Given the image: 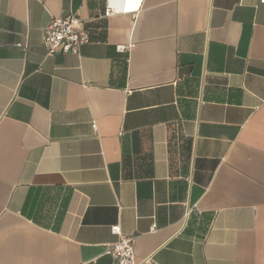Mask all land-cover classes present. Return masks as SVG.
I'll use <instances>...</instances> for the list:
<instances>
[{
    "label": "crops",
    "instance_id": "1",
    "mask_svg": "<svg viewBox=\"0 0 264 264\" xmlns=\"http://www.w3.org/2000/svg\"><path fill=\"white\" fill-rule=\"evenodd\" d=\"M67 14L90 42L50 55ZM121 238L264 264L260 0H0V264H112Z\"/></svg>",
    "mask_w": 264,
    "mask_h": 264
},
{
    "label": "built area",
    "instance_id": "2",
    "mask_svg": "<svg viewBox=\"0 0 264 264\" xmlns=\"http://www.w3.org/2000/svg\"><path fill=\"white\" fill-rule=\"evenodd\" d=\"M260 3L264 4V0H260ZM127 11L126 7L116 9L112 4H108L104 10V16L109 18ZM89 42L90 38L82 21L75 14L53 16L43 38V45L50 55L79 54L81 48ZM19 46L22 47V44ZM119 49L124 51L126 47L121 46ZM93 127L95 130L97 129L96 124ZM112 232L121 235L120 226H113ZM106 254L111 257L112 264H146L150 262L149 259L137 262L133 238H121L115 243L108 244Z\"/></svg>",
    "mask_w": 264,
    "mask_h": 264
}]
</instances>
